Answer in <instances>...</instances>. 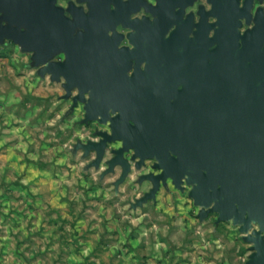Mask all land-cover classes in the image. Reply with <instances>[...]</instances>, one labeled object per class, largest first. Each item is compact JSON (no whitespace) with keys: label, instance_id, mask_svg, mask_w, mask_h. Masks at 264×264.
Here are the masks:
<instances>
[{"label":"water","instance_id":"1","mask_svg":"<svg viewBox=\"0 0 264 264\" xmlns=\"http://www.w3.org/2000/svg\"><path fill=\"white\" fill-rule=\"evenodd\" d=\"M78 9L69 17L54 0H0V43L11 40L23 51L32 52L31 64L38 66L41 76L49 74L56 81L62 78L66 91L63 97L72 96L73 106L78 101L84 104V122L110 121V132H100L99 141H82L75 147L83 148L85 156L95 151L89 165L98 167L107 142L120 140L121 146L113 149L114 155L102 172L104 175L121 166L115 187L130 172L131 161L135 160L139 169L146 159H154L153 168L160 172L139 177L150 179L152 186L133 206L154 198L168 179L180 190L188 187V196L199 206L201 219L214 212L217 222L231 221L244 234L243 239L252 243L245 264H264V61L258 65L254 60L258 56L246 55L251 62L241 67L248 75L243 81V75L236 74L238 86L233 87L226 74L218 73L216 80L196 78L194 64L188 63L189 69L181 73V129L168 130L163 113L153 110L160 101L158 85L166 82L153 86L150 80V87L157 88L152 102L142 93L146 86L133 78L155 72L153 64L147 60L142 69L139 64L145 57L139 56L136 47L117 48L119 35L108 34L107 22L101 20L95 4L89 15ZM153 22L155 26L162 24V15ZM113 24L115 21L109 26L113 28ZM165 24L156 32L152 27L154 39L157 36L167 41L174 34L173 31L164 37L170 23ZM129 38L134 41L132 33ZM163 51L150 50L147 57L158 63ZM60 52L63 59H51ZM215 52L218 59L229 56L223 48ZM176 55L195 58L194 51ZM134 57L137 62L129 75ZM161 72L158 68L155 73ZM241 81L247 85L245 88ZM73 90L77 91L74 95ZM196 94L203 95L199 104L193 103ZM225 106L233 107L225 111ZM229 113L232 118L224 121L223 116ZM168 134L173 135V140L165 144ZM176 139L181 143L172 144ZM128 152L130 158L125 155ZM253 224L258 228L251 229Z\"/></svg>","mask_w":264,"mask_h":264},{"label":"rangeland","instance_id":"2","mask_svg":"<svg viewBox=\"0 0 264 264\" xmlns=\"http://www.w3.org/2000/svg\"><path fill=\"white\" fill-rule=\"evenodd\" d=\"M31 53L0 43V264H106L107 253L140 249H188L193 257L181 259L193 264H245L252 243L214 212L201 219L188 187L167 180L133 206L151 187L139 180L149 160L139 170L131 161L116 187L121 168L102 172L118 142L107 145L98 167L89 165L95 154L75 145L95 138L96 124L87 127L82 102L63 97L62 78L41 76ZM168 235L178 236L174 244Z\"/></svg>","mask_w":264,"mask_h":264},{"label":"flooded vegetation","instance_id":"3","mask_svg":"<svg viewBox=\"0 0 264 264\" xmlns=\"http://www.w3.org/2000/svg\"><path fill=\"white\" fill-rule=\"evenodd\" d=\"M54 2L69 17H72V12L77 11V8L84 15H89L92 11V5L95 4L101 20L105 19L107 22L108 34L112 35L115 32L119 35L117 48L126 47L131 50L136 47L139 56L145 57L139 64L140 68L143 69L148 60L150 64H153L155 72L158 68L162 69L160 74L152 72V74H146L145 76L135 75L133 78L138 79L140 85L146 86V90L142 93L152 102L153 94L157 92V88L153 87L154 84L158 85L156 83L160 81L166 82V84L163 82V85H158L160 101L157 108H153V110L163 113L168 130L181 129V73L189 69L188 63L194 64L193 69H191L196 78L210 77L216 80L220 76L219 74H226V79H231L229 85L233 87L238 86V80L234 79L237 77L236 74L241 73L243 81L245 75H248L244 73V66L241 67V64L245 65L251 62V58L246 57V55L258 56L254 58L258 65H261V62L264 61V0H54ZM159 15H162L163 23L155 26L153 21ZM113 21H115V24L111 28L109 24ZM167 22L170 24L164 37H168L173 31L174 34L167 41H163L157 36L154 39L151 34L152 27L156 32ZM129 33L133 34L134 41L130 40ZM219 48L227 50L229 56L226 59L216 58L215 51L218 52ZM150 50H164V56L158 58V63L152 62L147 57ZM186 51H194V60L186 57L179 58L176 55H185ZM136 62L137 58L135 57L130 60L129 75ZM258 78V80H261L260 76ZM150 80L153 83L152 87H150ZM168 81H170V86H168ZM177 81L179 83L175 84ZM211 84L214 86L215 82ZM246 86L243 83L242 87L245 88ZM201 89L205 88L200 87ZM159 91L161 92L159 93ZM73 92L72 95L77 93L76 90H73ZM85 96L88 97V94L85 93ZM202 97V94H196L193 103L199 104ZM242 98H244V95ZM157 99L158 97L154 101L156 102ZM232 107L223 108L226 111ZM110 113L114 115L111 111ZM232 116L233 114L230 113L225 114L223 119L226 121ZM91 123L96 124L94 132L92 131L95 138H89L83 142L88 140L99 141L101 139L100 132H110L111 130L109 120L106 122H100L98 119L89 120L86 122L87 127ZM120 128L122 129V127ZM172 140L173 135L168 134L167 143L165 144L170 143ZM115 142L119 143L116 148L121 146L120 140L107 142L103 158L107 145ZM177 143H181V139L172 142V144ZM113 149L115 148L110 149V158L114 155ZM90 153L95 154V151L90 150L87 155H90ZM148 160L151 162V169L142 174L159 173V169L153 168L154 159H146L142 166H146ZM167 161L169 164L172 163L170 160ZM132 162L135 164V160ZM119 167L121 168V166ZM147 181L152 186V181L150 179ZM168 181L170 180L168 179Z\"/></svg>","mask_w":264,"mask_h":264},{"label":"crops","instance_id":"4","mask_svg":"<svg viewBox=\"0 0 264 264\" xmlns=\"http://www.w3.org/2000/svg\"><path fill=\"white\" fill-rule=\"evenodd\" d=\"M178 237V236H177ZM172 235H168V240L174 244L175 239ZM151 241V239H150ZM157 246V240L152 239ZM157 242V243H156ZM159 247V243H158ZM142 248V247H141ZM190 250H175L173 249L169 253L161 252L160 250H150L140 249L138 251H134L133 253L128 252L122 253V256H117L116 254L111 255L107 253V255H103L106 257V264H193L192 262L184 261L181 258H189L191 259ZM73 256V254H71ZM109 258H112V260ZM145 258V259H144Z\"/></svg>","mask_w":264,"mask_h":264}]
</instances>
